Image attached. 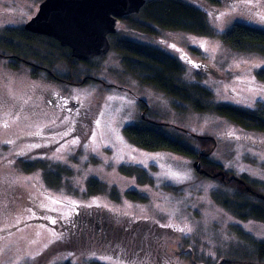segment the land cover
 Instances as JSON below:
<instances>
[{"label": "rangeland", "instance_id": "rangeland-1", "mask_svg": "<svg viewBox=\"0 0 264 264\" xmlns=\"http://www.w3.org/2000/svg\"><path fill=\"white\" fill-rule=\"evenodd\" d=\"M186 1L207 11L215 35L167 29L152 35L121 20L120 36L179 58L185 67L183 80L212 89L215 102L245 108L264 103V78L259 75L264 55L235 50L222 40L236 22L264 29V0H222L219 8L211 0ZM40 2L0 0V33L9 26L21 27ZM64 53L58 51L53 65L61 74L69 70L61 59ZM5 62L0 57V264H162L157 256H130L127 248L119 250L112 239L102 243L95 234L55 244L59 233L53 224L28 220L58 222L98 209L108 219L127 217L146 225L144 232L151 235L159 226L179 232L180 237L160 232L155 242L164 238L169 243L173 255L167 261L172 264H260L239 229L264 240V221L240 219L223 206L214 196L221 181L200 174L195 158L139 147L124 128L142 118L145 101L148 118L199 136L192 140L199 152L215 144L211 158L235 175L260 181L263 131L245 129L214 112L191 107L179 111L177 100L128 73L116 50L79 62L80 84L49 82L24 69L14 72ZM68 98L94 107L90 115L95 118L83 122L86 131L79 137H68L71 116L61 108ZM91 178L106 189L92 193ZM131 190L137 197L128 195Z\"/></svg>", "mask_w": 264, "mask_h": 264}, {"label": "trees", "instance_id": "trees-1", "mask_svg": "<svg viewBox=\"0 0 264 264\" xmlns=\"http://www.w3.org/2000/svg\"><path fill=\"white\" fill-rule=\"evenodd\" d=\"M211 1L215 8H219L222 0ZM122 20L152 35L158 34L159 29L182 30L199 35H215L209 23L207 11L186 0H147L139 13L127 15ZM110 39L112 42L111 50L120 53L125 70L141 83L151 85L177 100L179 104L175 103L174 106L179 111L185 110V107H191L197 112H214L245 129L264 132V103L259 102L255 108H245L234 104L215 102L212 89L198 82L187 83L183 80L185 67L176 56L162 48L122 37L119 30L117 33L111 34ZM222 40L235 50L264 55L263 28L236 22L222 34ZM24 42L30 43L27 48L33 50L34 53L39 52L40 47L42 48L45 44L38 35L30 36L24 28L8 27L0 33V47L3 49L9 48L14 52L21 53ZM59 50L64 51V48L59 45L57 52ZM70 61L68 72L60 73V75L71 83L80 84L83 80L79 79L80 74L77 72V66L79 62H90L91 59L79 60L71 56ZM259 75L264 78V69L260 71ZM80 80L81 82H79ZM86 80L88 82L90 76H87ZM141 107L149 110L145 101L141 102ZM88 108L89 110L94 109L93 106ZM124 132L127 138L139 147L148 150L168 149L190 155L196 160L200 159L202 167L208 172L200 174L221 181L220 186L214 191V196L223 206L232 210L240 219L264 221V197L258 195V193L264 194V181L252 179L247 174L238 176L233 171L226 170L222 163L210 157L215 144H212L208 152H199L192 143V140L199 138V136L188 130L164 124L151 118H141L136 123L127 125ZM124 167L122 166V168ZM219 171L226 173V180H223L221 176H214ZM231 176L234 178L230 180ZM88 186L92 193H99L106 189L105 183L97 178H91L88 181ZM128 195L135 198L137 192L131 190ZM97 211L100 212L99 209ZM107 223V230L98 236L100 242L106 243L112 239L118 244V249L121 251L127 248L129 252L136 253L139 258L157 256L162 264H172V260L171 263L167 261L173 255L169 250V243L164 238L157 243L155 242L160 232H164L163 235L180 237L176 230L159 226V229L154 231L155 235H151V231L146 230L144 232L146 225L131 220L127 221V217L116 219L114 215L109 218ZM119 224L123 225V229ZM118 227L122 231H119ZM239 230L242 237L253 249L255 262L264 264V240H258L251 235H244L242 230ZM76 240L78 239L71 231H62L59 232L55 244H63L64 242L69 244ZM178 254H182L181 251ZM89 264L105 263L93 260Z\"/></svg>", "mask_w": 264, "mask_h": 264}, {"label": "water", "instance_id": "water-1", "mask_svg": "<svg viewBox=\"0 0 264 264\" xmlns=\"http://www.w3.org/2000/svg\"><path fill=\"white\" fill-rule=\"evenodd\" d=\"M147 0H44L39 12L26 28L52 36L72 49L73 57L90 60L105 56L112 49L111 34L118 32V19L139 13ZM144 116V114H143ZM196 170L207 173L202 162H194ZM215 177L226 173L219 171ZM234 176L230 177V180ZM264 197V194L258 193Z\"/></svg>", "mask_w": 264, "mask_h": 264}, {"label": "flooded vegetation", "instance_id": "flooded-vegetation-1", "mask_svg": "<svg viewBox=\"0 0 264 264\" xmlns=\"http://www.w3.org/2000/svg\"><path fill=\"white\" fill-rule=\"evenodd\" d=\"M43 1L44 0H42V2ZM42 2L38 4L37 10L25 20V23L21 27H18V28H24L29 33L30 36L38 35L39 39L44 41L45 44H43L42 48L40 47V51L39 52L36 51L34 53L33 50H30L27 48V46L29 47L30 43L24 42V44H22L23 51H21V53L14 52L11 49L6 48L4 49L5 53H0V57L5 59L6 61L5 64L7 65V67L6 66L5 67L14 72H19L24 69L28 71V73L31 76L32 75L34 77L42 76L45 80L49 82H53V81L54 82L55 81L67 82V79H64L63 77H61L60 73L57 71V69L53 65L56 63V59L58 56L57 48L60 45L64 48V52H65L63 56H61V59L64 60L68 68L71 62L70 61L71 56H73L72 49L70 47L63 46L59 40H57L56 38L52 36L35 33L26 28L27 22L30 21L39 12L40 5ZM121 20L122 18L118 19L117 25H119V21ZM9 27H12V26H9ZM199 65L201 67L208 68L207 66L203 64H199ZM61 108L64 112L68 113L71 116L70 120H71L72 125L70 126V128H68V131H69L68 133H70L68 137H79L81 133L86 131V127L82 126L83 122L86 121L87 119H90L89 123H92L93 119L95 118V116L91 117L90 115L91 112L88 107L80 105L73 99L68 98L64 102ZM142 111L144 114V116L142 114V119H147L148 118L146 116L147 110L142 109ZM79 128H81L82 131H80ZM91 129L92 128L87 127V130H89V132H91ZM210 175H213V174L211 173ZM223 180H226V179H223ZM34 218H38V219H41V220L47 221L48 223L53 224L54 228L57 229L58 233L62 231L63 232L71 231L75 235V237L78 238V240L82 237L85 238L86 236H89L92 234H95L97 236H99V234H103L107 230L108 228L107 222H109V219L106 218V215H102V213H100L97 210L95 211V213L91 210L86 214L84 213L83 216H79L78 214L76 215L72 214L70 217L66 218L65 220L61 219L58 222H52L51 220H47L44 217H33L28 220H31ZM120 227L123 229L122 225H120ZM121 228H119V231H122ZM129 253H130V256H132V254H136L133 251H130Z\"/></svg>", "mask_w": 264, "mask_h": 264}, {"label": "snow or ice", "instance_id": "snow-or-ice-1", "mask_svg": "<svg viewBox=\"0 0 264 264\" xmlns=\"http://www.w3.org/2000/svg\"><path fill=\"white\" fill-rule=\"evenodd\" d=\"M73 143H75V141H73Z\"/></svg>", "mask_w": 264, "mask_h": 264}]
</instances>
